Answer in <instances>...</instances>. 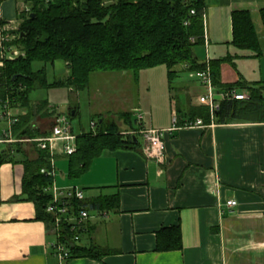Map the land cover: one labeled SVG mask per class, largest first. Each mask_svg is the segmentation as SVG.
<instances>
[{
	"label": "crops",
	"instance_id": "0c3cea01",
	"mask_svg": "<svg viewBox=\"0 0 264 264\" xmlns=\"http://www.w3.org/2000/svg\"><path fill=\"white\" fill-rule=\"evenodd\" d=\"M204 1V44L196 50L200 62L237 55L234 65L222 63V81L263 82L264 49L256 57L232 44V12H251L263 40L264 0ZM2 26L3 22L0 36ZM191 75L180 73L175 80V93L179 92L175 96L187 100L186 107L194 99L201 104L199 98L207 93V87ZM175 105L169 92L161 120L145 111V123L157 129L172 127L173 117H178V128L165 138L163 162L146 155V144L138 133L142 142L135 141L136 148L104 150L80 178L55 175L57 187L84 190L88 203L99 196H118V208L89 210L79 242L101 248L100 259L61 260L52 247L59 236L45 221L36 219V205L13 200L22 194L24 155L18 153L2 163L0 264H264V122L213 121L183 127ZM124 124V130L132 133L130 125ZM0 125L1 132L7 123L0 120ZM233 199L238 205L229 207L227 201ZM173 225L182 230L183 248L157 250L158 232Z\"/></svg>",
	"mask_w": 264,
	"mask_h": 264
},
{
	"label": "trees",
	"instance_id": "16d2710c",
	"mask_svg": "<svg viewBox=\"0 0 264 264\" xmlns=\"http://www.w3.org/2000/svg\"><path fill=\"white\" fill-rule=\"evenodd\" d=\"M4 0H0V3ZM31 2L29 13L20 16V28L16 38L7 45L20 50L14 58L0 59V100L9 99L12 106L20 108L18 122L13 126V135L18 139H37L49 134L41 132L34 123L38 116L49 118L57 112L47 99L33 102L31 95L36 89H49L52 86H73L76 90L86 89L94 72H127L138 81L141 69L165 65L168 72L170 99L175 103L180 124L201 118L205 124L212 121L208 104H195L175 96V80L180 73L206 70L209 66L212 84L218 93L227 90H245L247 100L224 99L214 111L216 123L264 122V81L233 84L224 83L221 78L222 63L235 64L237 55L200 62L196 49L204 44V0H115L106 4L104 0H27ZM194 10V13L191 11ZM264 30V9L261 11ZM233 42L239 50L250 51L260 57L264 49L263 40L258 34L252 13L233 11ZM192 38L194 40H192ZM66 62L70 70L67 83L62 79L49 83L46 68L34 70L35 62ZM195 78L194 76H192ZM190 100V99H189ZM78 107L70 108L69 118L76 116ZM132 128L120 131L116 120L99 117L95 131L82 130L77 137V151L69 156L68 176L78 179L85 173L104 150L136 148L138 132L137 118L129 111L118 115ZM137 117V116H136ZM137 132V133H135ZM29 142H16L8 145L0 154V165L11 161L18 153L24 155L22 194L13 200H29L36 205V219L43 220L57 231L56 219L47 212L53 194L46 190L53 185L55 178L41 172L50 168V155L47 150L30 143L29 150L24 146ZM34 153V156L31 153ZM32 153V154H33ZM76 210L118 208V196H99L88 203L80 201L76 195L70 198ZM71 225L62 222L58 226L61 241L71 251L72 257L100 259L103 250L96 246L81 245L74 239ZM157 250L171 251L183 248L182 230L179 225L162 228L157 234Z\"/></svg>",
	"mask_w": 264,
	"mask_h": 264
},
{
	"label": "rangeland",
	"instance_id": "374dc122",
	"mask_svg": "<svg viewBox=\"0 0 264 264\" xmlns=\"http://www.w3.org/2000/svg\"><path fill=\"white\" fill-rule=\"evenodd\" d=\"M104 2L110 4L115 2V0H104ZM24 3V0H4L1 2L0 33L3 22L4 27L8 24L7 26L11 28V33L17 34L16 32H18L21 23L20 16L23 13L19 10L24 6ZM200 48L198 46L196 50ZM13 51L14 49H11V51L3 50L0 36V57L4 55L9 57ZM43 67L46 68V76L49 83H54L60 78L67 83L70 77V70L67 68L66 62L56 60L54 63L49 64L42 62H35L34 64V70ZM124 73L126 72H94L89 86L84 90H76L73 86L64 84L63 86H52L49 89H36L32 93L31 98L34 103L40 99H47L50 105L55 106L59 113L65 115H68L70 108L78 107L76 116L70 118L74 132L77 134H80L82 130L87 132L95 131L91 128V123L93 121L98 122L101 113L108 115L106 119L116 120L119 130L122 132H126L124 130V122L126 121L118 115L123 111L131 112L134 117H136L135 114L138 110L145 116L146 110L148 112L152 111L155 119L157 121L161 120V112L167 106L170 92L166 66L163 64L141 69L138 81L134 79L133 74ZM193 92L195 93L194 90ZM174 94L179 95V92H174ZM198 102L194 99L191 103ZM145 118L147 119V116ZM148 118L150 117L148 116ZM51 122L52 120L49 118H42L38 115L34 119L37 128L39 127L41 132L45 133L49 131ZM138 139L141 141L139 136ZM30 143L32 142L27 143L29 146L27 147L28 150ZM56 162V174L68 175L69 161L67 158H57Z\"/></svg>",
	"mask_w": 264,
	"mask_h": 264
},
{
	"label": "built area",
	"instance_id": "2783aa9c",
	"mask_svg": "<svg viewBox=\"0 0 264 264\" xmlns=\"http://www.w3.org/2000/svg\"><path fill=\"white\" fill-rule=\"evenodd\" d=\"M24 6L21 8L22 12L29 13L31 10V2L24 0ZM194 13V10L191 11ZM14 23V22H13ZM8 25V24H7ZM2 26V44L3 50L14 49L11 56L8 58H14L20 55V50H17L12 45H7L8 42H12L17 36L11 33V28L9 26ZM13 29V27H12ZM192 40H194L192 38ZM195 79L200 82V84L207 87V93L202 95L199 99L201 103L208 104L210 107V112L212 113V121H214V111L219 108L221 100L224 99H237V100H247L250 97L244 91L238 89L227 90L218 93L212 84L211 70L209 66L206 70H196L191 73ZM221 99H219V98ZM19 108L13 107L12 102L7 100H0V120L7 123V126L0 132V154L4 151L8 145L16 142H36L37 147L43 150H47L50 155V168H42L41 172L48 176L55 178L52 186L46 190L51 191L53 194L52 201L48 204L47 212L54 215L56 223L59 226L62 222H67L71 225V231L74 232V239L79 241L84 235V231L87 227L88 219L90 218L89 210L86 207H81L76 210L70 201L73 193L76 195L77 199L82 201L85 198L84 190H80L78 187H71L62 189L56 185V162L55 158L58 155L69 156L77 151V137L78 134L74 132L73 126L71 125V119L69 115L59 113L58 111L51 117V127L49 129V134L44 137H38L37 139H18L13 135V126L18 122L20 110ZM137 116L139 128L137 132L143 137L146 144L145 153L149 158H154L159 162H163L166 153V143L165 138L167 134L176 130L178 128V117H173V125L166 129H157L154 127H149L145 123V116L140 110L135 114ZM201 118H197L194 121H185L182 124L183 127L193 128L194 126H205ZM180 126V127H182ZM91 128H95V121L91 123ZM135 132V133H137ZM69 190V191H65ZM227 205L229 207H234L238 205L236 200H228ZM58 226L56 227L59 239L56 243L52 244L55 254L59 256L61 260H67L71 258V251L67 247L64 241H61L60 233L58 232Z\"/></svg>",
	"mask_w": 264,
	"mask_h": 264
},
{
	"label": "water",
	"instance_id": "95a60500",
	"mask_svg": "<svg viewBox=\"0 0 264 264\" xmlns=\"http://www.w3.org/2000/svg\"><path fill=\"white\" fill-rule=\"evenodd\" d=\"M62 79L60 78V81H61Z\"/></svg>",
	"mask_w": 264,
	"mask_h": 264
}]
</instances>
